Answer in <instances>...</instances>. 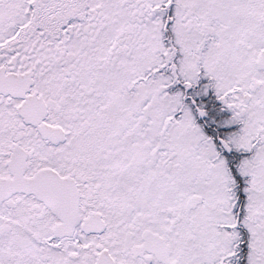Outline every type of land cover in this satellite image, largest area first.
Returning <instances> with one entry per match:
<instances>
[{"label":"snow or ice","instance_id":"snow-or-ice-1","mask_svg":"<svg viewBox=\"0 0 264 264\" xmlns=\"http://www.w3.org/2000/svg\"><path fill=\"white\" fill-rule=\"evenodd\" d=\"M0 264H264V0H0Z\"/></svg>","mask_w":264,"mask_h":264}]
</instances>
